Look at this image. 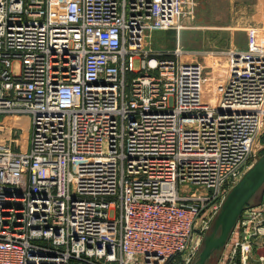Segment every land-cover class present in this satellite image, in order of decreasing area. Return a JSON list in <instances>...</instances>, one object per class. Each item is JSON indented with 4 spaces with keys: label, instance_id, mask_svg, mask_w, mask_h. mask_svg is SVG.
I'll list each match as a JSON object with an SVG mask.
<instances>
[{
    "label": "built area",
    "instance_id": "built-area-1",
    "mask_svg": "<svg viewBox=\"0 0 264 264\" xmlns=\"http://www.w3.org/2000/svg\"><path fill=\"white\" fill-rule=\"evenodd\" d=\"M196 5L0 0V264L194 263L264 149V47L208 102L205 65L143 48ZM214 264H264V196Z\"/></svg>",
    "mask_w": 264,
    "mask_h": 264
},
{
    "label": "rangeland",
    "instance_id": "rangeland-1",
    "mask_svg": "<svg viewBox=\"0 0 264 264\" xmlns=\"http://www.w3.org/2000/svg\"><path fill=\"white\" fill-rule=\"evenodd\" d=\"M262 17H264V0H197L195 15L192 19H195V21H185L184 25L182 23V32L188 29H194L195 27L199 28V30L195 29L196 35H192V37L195 36L198 38L197 41L199 43L193 44L192 46L200 48L199 45L202 44V38H209L216 34V31L223 32L220 33V35H232L241 38H245L246 34H259L254 33L252 30L256 25L261 24L259 23V21H261ZM230 27H235L237 30L235 29L233 31L229 29ZM217 28L219 29L217 30ZM244 29H247V31L251 29V31L245 32ZM160 33V31H145L143 48L148 51H156L158 42H161L162 40L168 41L171 37L169 33L168 35L164 36H161ZM262 34L264 33H261L259 35ZM229 48H227V50ZM201 58L203 60H206L205 63L208 66V70L206 73L208 81L205 87V93L203 94V101L208 102V98H210L214 94V92L216 93V95H219L220 91L225 86L228 69L225 65L230 64V60L229 55L227 54L220 56L219 60H217L215 56H202ZM220 63L224 66H222V71L218 70L221 68H216V65H220ZM135 69H139V64L137 61H135ZM14 70L16 72L18 71V63H15ZM135 75L137 74H130L128 79H131V77ZM14 117L16 124L21 122L22 120L26 121V125L31 123V116L27 113L16 114ZM0 121L10 123L11 116L1 114ZM262 140L264 141L263 137ZM263 153L264 149L261 151V155ZM259 197L260 192L252 201L256 202Z\"/></svg>",
    "mask_w": 264,
    "mask_h": 264
},
{
    "label": "water",
    "instance_id": "water-1",
    "mask_svg": "<svg viewBox=\"0 0 264 264\" xmlns=\"http://www.w3.org/2000/svg\"><path fill=\"white\" fill-rule=\"evenodd\" d=\"M259 192V199L253 202ZM263 196L264 153L228 192L193 264H214L217 253L226 245L244 209L249 205H258Z\"/></svg>",
    "mask_w": 264,
    "mask_h": 264
},
{
    "label": "crops",
    "instance_id": "crops-1",
    "mask_svg": "<svg viewBox=\"0 0 264 264\" xmlns=\"http://www.w3.org/2000/svg\"><path fill=\"white\" fill-rule=\"evenodd\" d=\"M194 18V17H193ZM192 18V19H193ZM192 19H187L192 20ZM264 17L261 18V21H259V25H254V29L252 30L254 33H264ZM192 21H195L192 20ZM187 28V27H186ZM193 28V27H192ZM199 30V28L195 27L194 29H188L186 31L182 32V27L179 29H170L167 31H160V35H168V33L171 35L170 39L168 41L162 40L161 42H158V45L156 46V50H164V51H171L176 48H180L185 52L184 59L191 61V62H198L203 65H205V75L208 70V66L205 63L206 60H203L201 57H210V56H215L217 60H219L220 56L224 55L223 52L227 50L230 46H235L240 49H251V48H260L264 47V34L259 35H253V34H246L245 38L241 37H235V36H225V35H220L219 32L216 31V34L209 38H202L201 40V45H199L200 48H197L195 46H192L193 44H198L199 42L197 41L198 38L192 35H196V30ZM219 28H217L218 30ZM229 29L235 30V27H230ZM202 30V29H201ZM237 30V29H236ZM245 32H250V30L247 31V29H244ZM159 32V31H158ZM183 35V36H182ZM190 37V38H189ZM193 38V39H192ZM183 39V41H182ZM191 40V41H189ZM196 40V41H195ZM190 43H189V42ZM183 42V44H182ZM232 46V47H233ZM215 52V53H211ZM223 65L220 63V65H216V68H221L218 69L219 71L223 70Z\"/></svg>",
    "mask_w": 264,
    "mask_h": 264
}]
</instances>
